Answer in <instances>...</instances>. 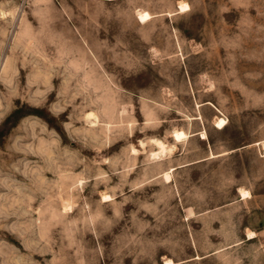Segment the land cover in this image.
Returning <instances> with one entry per match:
<instances>
[{"label":"rangeland","instance_id":"rangeland-1","mask_svg":"<svg viewBox=\"0 0 264 264\" xmlns=\"http://www.w3.org/2000/svg\"><path fill=\"white\" fill-rule=\"evenodd\" d=\"M0 264H264V0H0Z\"/></svg>","mask_w":264,"mask_h":264},{"label":"bare ground","instance_id":"bare-ground-1","mask_svg":"<svg viewBox=\"0 0 264 264\" xmlns=\"http://www.w3.org/2000/svg\"><path fill=\"white\" fill-rule=\"evenodd\" d=\"M188 9V5L186 3H183L179 6V10L180 11H186ZM150 18V14L147 13V12H141L139 13L138 15V19L140 22H145L147 21L148 19ZM226 122L224 119L222 118H219L216 120L215 122V127L218 128V129H222L224 126H225ZM205 132L202 133V138H205ZM173 137L176 141H180L182 140L183 138L186 137V134L183 132V131H174L173 132ZM164 151V147L161 146V150L160 152L162 153ZM247 195V192H242V196L245 197Z\"/></svg>","mask_w":264,"mask_h":264}]
</instances>
